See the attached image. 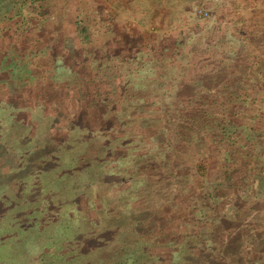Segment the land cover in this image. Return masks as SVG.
<instances>
[{
  "label": "rangeland",
  "instance_id": "obj_1",
  "mask_svg": "<svg viewBox=\"0 0 264 264\" xmlns=\"http://www.w3.org/2000/svg\"><path fill=\"white\" fill-rule=\"evenodd\" d=\"M49 1V8L53 12L58 11L59 7H55V4L60 0ZM10 2L0 0V20ZM66 2L60 6L65 8L57 15L60 19H56L55 13H50L51 22L44 23V28L39 24L33 32L34 43L37 39L42 41L46 34H50L52 40L58 37L48 48L63 58L60 57L56 64L52 58H38L31 62L21 57L22 65L19 62L18 65L31 70L28 78L34 74L32 66L36 72V79L30 78V81L35 80L31 81L30 85L33 86L25 89L26 84L21 78L16 85L11 81L12 86L7 87L6 83L0 85V264H98L96 248L102 249L103 253L111 252L113 257L110 259L116 262L119 258H133L141 254L147 245L156 254L164 256L163 249L154 247V242L162 239L159 235L148 237L145 232L133 233L134 237L124 241L121 233L132 235L137 217L142 221L147 212L160 210L163 204L166 206L164 201L170 198L171 193L175 202L181 200L179 180L167 176L172 180L168 188L165 182L159 183V171L152 182L148 176L149 166L153 162L159 166L158 163L165 160L164 155L170 151L166 150V142L173 139V132L181 130V124H175L174 118L178 120L184 111L181 113V107L178 108L176 104L186 100L190 93L180 92V85L193 81L201 68L208 66L203 71L211 72L213 68L220 67L217 64L222 62V56L228 67L234 66V59L238 60L245 49H240V43H237L238 37L245 31L244 28L239 32L242 29L239 22L249 16L264 18V0H239L238 11L218 5L223 3L222 0H193V5L181 15L177 13L178 6L171 7L174 14H167L165 6H157L148 0ZM75 6H82L88 11L90 8L98 9L102 12L103 20L113 19L122 25L121 28L128 25L132 35L144 36V40H141L143 43L148 37L158 42L159 36H162V42L165 40L167 48H170L175 41L181 44L187 38L191 41L185 43L184 51L187 52L184 56L193 58L196 66L187 63L190 59L185 62L180 57L179 63L168 58H163L168 61H159L160 64L146 60V57L144 60H129V55L134 51L130 47L126 49L128 43L126 46L115 45L121 50L109 57L106 54L111 44L101 36L97 37L98 43L92 42L91 46H86L75 31L76 16H68L75 15ZM200 9L208 12L207 18L198 17ZM210 25L214 27L211 33L206 32ZM196 40L200 46L195 45ZM14 41H17L19 51H29L31 44L27 42L28 39L20 40L15 36ZM258 42L249 40L246 48L251 55L247 62L251 60L255 63L256 51L262 54L259 67L254 70L252 67L249 69L250 75H246L253 84H258V80L264 82V77L260 75L264 72V46ZM8 48L1 44L0 52ZM96 48L98 55H90L94 63L91 61L92 67L85 70V78L88 72L99 79L91 86L89 96L86 93L81 95L79 89L84 78L81 70L85 67L83 60L90 50L93 52ZM157 49L160 50V47ZM191 50H198L199 53L189 55ZM234 52H237L235 56ZM7 64L8 68L17 66L10 60ZM115 64L119 65L118 69L114 67ZM184 69L185 72H182ZM104 72L108 75L104 77L107 80L102 77ZM132 72H141L135 79L131 78L132 83L140 85L136 97L132 98L131 92L122 94L124 90L120 87L116 89L117 92H110L116 88L113 82L109 87L105 85L113 81L114 76L126 79ZM164 72L166 75L162 79L161 73ZM205 80L209 82L210 76H206ZM160 81L164 83L161 86ZM227 82L226 89L221 87L224 91L219 96V104L229 96L231 90L224 94L227 86L238 83L237 80L233 83L232 78ZM152 83L156 85L150 88ZM80 90L82 92V87ZM245 93L251 95L253 89H246ZM256 96L264 98V93ZM89 99H98L99 103L89 105ZM26 107L35 110H23ZM258 107L264 109V105ZM119 118H122L121 122ZM80 127L86 128V132L83 133ZM76 134L82 138L78 139ZM45 136L51 141L48 142ZM88 140V148L95 152L99 149L97 147L107 146L104 165L94 160V156L92 162L86 161L83 155ZM141 155H147L149 161L139 167L137 158ZM151 158H155V161L150 162ZM93 168L102 174L98 172L95 177L96 172H91ZM90 176L95 177V183L87 188L86 181ZM87 254L91 258H87Z\"/></svg>",
  "mask_w": 264,
  "mask_h": 264
},
{
  "label": "trees",
  "instance_id": "obj_2",
  "mask_svg": "<svg viewBox=\"0 0 264 264\" xmlns=\"http://www.w3.org/2000/svg\"><path fill=\"white\" fill-rule=\"evenodd\" d=\"M47 1L11 0L8 3L4 17L0 20V43L2 46H9L5 52H0V77L5 75L2 80L0 79V85L6 83L8 87L11 85L10 81L16 85L21 78L26 84L24 88L27 89L31 81H35H30V78L36 79L37 77L33 66L31 69L34 74L32 73L29 78L31 70L19 67L18 62L22 65L21 57L27 58L31 62L38 58H48L49 60L52 58L56 64L62 57L58 52L48 48V45L53 43V40H57L58 37H54L52 40L49 37L50 34H46L47 37L43 36L42 39L44 42L36 38V43H34L33 32L37 30L36 27L41 24V28H44V23L51 22L50 13H55L56 19H60L57 15L65 11V8H60V6H63L62 2L67 3V0H60V3L55 4V7H59L58 11H56L57 8L54 10L56 12L49 8L50 4ZM148 1L154 2L157 6H165L167 14L172 13V6H178L177 13L181 15L193 5V0ZM196 1L198 2V0ZM222 1L223 3L218 5L233 11H238L241 4L239 0ZM203 4L206 3L203 2ZM76 8L75 15L68 16H76L74 27H76L75 31L81 43L91 46L92 42L98 43L97 37L101 36V39L104 40L105 38L106 42L111 44L106 54L109 57L120 49H117L115 45L125 44L126 46L128 43L126 49L130 47L134 51L133 54L129 55V60H144L146 57V60L151 59L149 61H156L157 64H160V62L168 60H175V63H179L178 57L185 62L190 59V57L184 56V53L187 52L184 51V46H187L185 43L191 41L187 38L182 41L181 38H178L181 44H177V40L170 48H167L165 40L162 42V36H159L158 42H153L148 37L143 43L141 40H144V36L132 35L128 25L121 28L122 25L113 19L112 21L110 19L103 20L100 10L90 8L88 11L82 6H75ZM232 20H234V16ZM229 22L231 21L229 20ZM239 23L242 25L239 32L245 28L237 40V43H240L239 48H245L239 54V59H234V66L230 68L222 56L223 63L217 64L221 65L220 67L213 68L211 72L209 70V72L203 71V69L209 68L208 66L201 68L193 81L181 83L180 92L190 93L189 97L183 100L184 102L179 101L176 104L178 108L181 107V113L184 111L183 116L178 120L174 118L175 124H181V130H178L177 133L173 132V139L166 142V150L170 151L166 152L165 160L158 163L159 166L153 162L155 158L150 159V162L154 164L149 166V181L155 180L156 172L159 171L160 178H157L160 179L159 183L165 182L169 188L172 180L168 179L167 176L174 177L175 180H179L180 183L178 184L182 188L181 200L175 202L171 198L173 197L171 193L170 198L168 197L164 201L167 203L166 206L163 204V208L160 210H152L146 213L145 218L147 220L143 217L140 221V217H137V223L134 226L135 232L133 230L132 235L126 234V232L121 233L124 241L129 237H134L133 233L145 232L148 237L159 235L162 239L160 242H154V247L158 246L163 249L164 256L156 254L157 252L147 245L141 254L134 255L133 258H119V261L112 262L110 259L113 257L111 252L103 253L102 249L96 248L95 253L100 256L96 258L98 264H264V109L258 107L264 105V98L256 96L264 93V82L261 83L258 80V84H253L250 81L251 78H246V75H250L251 70L249 71V69L254 67V70L259 67V61L262 60V54L256 51L254 53L256 64L252 63L251 60L247 62L246 59L251 55L246 48L249 40L253 43L259 41L260 46H264V18L262 16H249L248 19ZM123 30L126 33L125 36ZM213 30L214 27L210 25V29L206 32L211 33ZM15 36L20 40L28 39L27 42L31 44L29 51H19L20 49L16 47L17 41L12 42ZM124 38H128V40ZM151 42H153L152 45ZM195 45L200 46V42L196 40ZM157 47H160V50ZM90 51L83 60L85 67L81 70V74L84 76L81 84L82 92L81 87L79 89V93L81 95L86 93V96H89L88 92L91 86H94L99 79L88 72L89 78L86 77L87 80L85 78V70H90L91 61L94 63L90 55H98L96 54L97 48L93 52ZM188 53L195 55L199 52L198 50H191ZM236 53L234 52V56ZM163 58H168V60L164 61ZM9 60L13 64L17 63L18 67L11 65V68H8L7 62ZM187 63L193 67L196 66L193 58ZM114 67L118 69L119 65L115 64ZM24 70L25 73H23ZM105 72L103 78L108 77ZM182 72H185V69ZM138 74L141 72H132L127 75L126 79L117 75L113 77L115 78L113 81L109 79L110 82H106L105 85L109 87L108 85L113 82L116 88L110 92H117L116 89L120 87L121 90H124L122 94L131 92L133 98L136 97L138 89H140V85L132 83V79H135ZM263 74L260 75L264 77ZM165 75V72L161 73L162 79ZM206 76H210L209 82H206ZM225 77L232 78L233 83L237 80L238 83L232 84L233 88L227 86L224 94L228 90L232 92L230 91L228 94L227 100L219 104L221 91H224L222 89H226L225 86L229 83L227 82L229 79H225ZM104 79L107 80L108 78ZM162 83L163 81H160L159 85L164 84ZM155 85L150 84V88ZM249 88L253 89L251 95L245 93L246 89ZM110 92L106 94H111ZM255 93L257 94L255 95ZM97 102L99 103L98 99H89L88 101L89 105L93 104L94 106ZM101 102L104 103L102 100ZM216 105L217 108L219 105L222 108L217 109ZM253 105L256 108H253ZM44 109L43 106V112ZM23 110L33 112L35 108L26 107ZM119 121L121 122L122 118H119ZM29 127L31 128V126ZM86 128L80 127L83 133L86 132ZM38 132L39 130L37 134H39ZM72 132L75 133V131ZM45 137L48 142L51 141L47 136ZM76 137L82 138V136L78 137V134ZM90 140L85 142V155H82L89 163L92 162L91 158L94 156V160H98L101 165H104L103 158L107 146L97 147L99 149L95 152L94 149L88 148ZM83 141L85 140L83 139ZM137 160L140 167L142 163L149 161V158L147 155H141ZM95 169L93 168L91 172H96L95 177H97L98 172L101 171ZM95 177L90 176L85 187L89 188L91 183H95L93 180ZM71 250L72 247H70ZM86 256L91 258L89 254Z\"/></svg>",
  "mask_w": 264,
  "mask_h": 264
},
{
  "label": "built area",
  "instance_id": "obj_3",
  "mask_svg": "<svg viewBox=\"0 0 264 264\" xmlns=\"http://www.w3.org/2000/svg\"><path fill=\"white\" fill-rule=\"evenodd\" d=\"M197 14H198V17H199L200 19H205V18H207L208 15H209L208 12H206V11L203 10V9L198 10Z\"/></svg>",
  "mask_w": 264,
  "mask_h": 264
}]
</instances>
